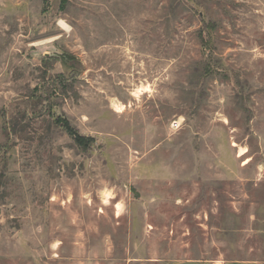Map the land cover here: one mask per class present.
<instances>
[{
	"label": "rangeland",
	"instance_id": "374dc122",
	"mask_svg": "<svg viewBox=\"0 0 264 264\" xmlns=\"http://www.w3.org/2000/svg\"><path fill=\"white\" fill-rule=\"evenodd\" d=\"M187 260L264 262V0H0V264Z\"/></svg>",
	"mask_w": 264,
	"mask_h": 264
},
{
	"label": "crops",
	"instance_id": "0c3cea01",
	"mask_svg": "<svg viewBox=\"0 0 264 264\" xmlns=\"http://www.w3.org/2000/svg\"><path fill=\"white\" fill-rule=\"evenodd\" d=\"M175 264H264L258 260H227L221 262H206L201 260H187Z\"/></svg>",
	"mask_w": 264,
	"mask_h": 264
},
{
	"label": "bare ground",
	"instance_id": "6f19581e",
	"mask_svg": "<svg viewBox=\"0 0 264 264\" xmlns=\"http://www.w3.org/2000/svg\"><path fill=\"white\" fill-rule=\"evenodd\" d=\"M116 113H118V112H116ZM243 155V153H241L239 156H242Z\"/></svg>",
	"mask_w": 264,
	"mask_h": 264
},
{
	"label": "built area",
	"instance_id": "2783aa9c",
	"mask_svg": "<svg viewBox=\"0 0 264 264\" xmlns=\"http://www.w3.org/2000/svg\"><path fill=\"white\" fill-rule=\"evenodd\" d=\"M175 125H177V124H175Z\"/></svg>",
	"mask_w": 264,
	"mask_h": 264
}]
</instances>
